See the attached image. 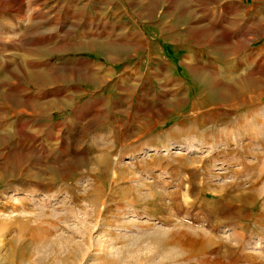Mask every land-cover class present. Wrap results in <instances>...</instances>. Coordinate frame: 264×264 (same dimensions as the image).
Returning a JSON list of instances; mask_svg holds the SVG:
<instances>
[{
    "label": "rangeland",
    "instance_id": "rangeland-1",
    "mask_svg": "<svg viewBox=\"0 0 264 264\" xmlns=\"http://www.w3.org/2000/svg\"><path fill=\"white\" fill-rule=\"evenodd\" d=\"M0 264H264V0H0Z\"/></svg>",
    "mask_w": 264,
    "mask_h": 264
}]
</instances>
